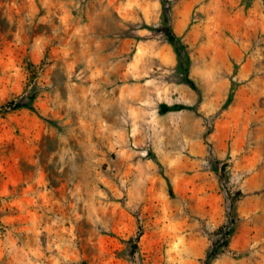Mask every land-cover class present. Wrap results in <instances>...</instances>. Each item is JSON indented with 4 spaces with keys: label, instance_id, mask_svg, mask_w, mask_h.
<instances>
[{
    "label": "rangeland",
    "instance_id": "374dc122",
    "mask_svg": "<svg viewBox=\"0 0 264 264\" xmlns=\"http://www.w3.org/2000/svg\"><path fill=\"white\" fill-rule=\"evenodd\" d=\"M245 65L264 0H0V264L245 258Z\"/></svg>",
    "mask_w": 264,
    "mask_h": 264
},
{
    "label": "crops",
    "instance_id": "0c3cea01",
    "mask_svg": "<svg viewBox=\"0 0 264 264\" xmlns=\"http://www.w3.org/2000/svg\"><path fill=\"white\" fill-rule=\"evenodd\" d=\"M253 75V76H252ZM240 79H249L238 91L236 109L240 112V123L244 126V130L231 137L230 154L236 155L238 161L237 169L250 174L246 178V182L242 184V188L246 193V197L239 205V212L244 217V223L241 224L237 238L240 240L238 248L240 253H244L245 258L239 260L237 264H264V245L261 244L262 237H264V225L259 222H264V195H258V173L261 171L258 168V156L264 157V118L258 121V96H264V85L258 86V71L252 72V67L244 66L239 74ZM264 102V100H263ZM252 103L254 104L253 111H251ZM253 113V116L251 115ZM245 114V117H242ZM258 122L262 127L258 128ZM250 124L255 125L254 132L247 137V129ZM230 130V129H229ZM248 132V131H247ZM234 135V134H233ZM245 137L248 138L250 148L246 149L241 143H244ZM248 154V155H247ZM247 155V156H246ZM264 173V165L262 166ZM212 190H216L214 187ZM216 195L212 192L210 195ZM261 213V214H260ZM250 223V224H249ZM254 231V232H253ZM233 246L231 243L230 247ZM258 255V261H252L251 256ZM213 264H233L226 261L224 258L216 260Z\"/></svg>",
    "mask_w": 264,
    "mask_h": 264
},
{
    "label": "trees",
    "instance_id": "16d2710c",
    "mask_svg": "<svg viewBox=\"0 0 264 264\" xmlns=\"http://www.w3.org/2000/svg\"><path fill=\"white\" fill-rule=\"evenodd\" d=\"M168 37H169L170 41H171L174 45H177V44H178V39L175 37V35H174L173 33L169 32ZM186 82H187L188 85L192 86L191 81L187 80ZM25 106H27L26 108L32 109L31 106L23 105V104H21V103H15L13 108H14V109H19V108H23V107H25Z\"/></svg>",
    "mask_w": 264,
    "mask_h": 264
}]
</instances>
